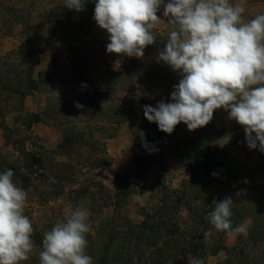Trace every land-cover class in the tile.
I'll use <instances>...</instances> for the list:
<instances>
[{"label": "rangeland", "instance_id": "1", "mask_svg": "<svg viewBox=\"0 0 264 264\" xmlns=\"http://www.w3.org/2000/svg\"><path fill=\"white\" fill-rule=\"evenodd\" d=\"M95 3L87 0L84 10L78 12L64 7V0H0V171L13 170V182L28 193L24 212L34 228L30 258L20 264H40L44 233L81 205L90 211L86 254L93 255L94 264L114 260V253L122 250L130 264H155L154 247L130 235L128 226H139L146 219L152 224L155 220L148 217H154L164 204L170 209L165 219L170 221L171 232L162 234L158 249L172 245L168 247L169 264H188L191 258L202 259L204 264H264V186L256 184L258 178L264 179V152L259 164L246 165L231 150L212 146V152L226 153L230 161L227 172L222 168L223 157L216 159L220 180L212 184V190L219 197L229 194L236 213L246 216L234 226L250 223L247 234L236 238L215 230L210 222L200 224L196 214L186 208L196 211L200 200L185 199L192 190L187 184L191 171L196 170L191 158L198 154L188 141L198 145L202 129L189 131L181 122L169 135L145 118L143 106L155 107L158 102L149 101L142 92L138 98L143 106L139 108L125 92L135 80L129 68L117 73L110 67L115 53L107 51L109 34L93 19ZM61 15L63 22L58 24ZM243 18L251 19L245 14ZM171 30L154 32L156 41L145 48L141 59L149 76L159 82L165 102H171L174 86L181 79L179 72L158 61ZM54 54H69L71 73L80 78L74 68L89 73L96 69L94 64H101L97 84L93 80L88 84V80L75 98H67L59 90L46 93L52 83H65L70 72L59 71L54 82L45 72H38L41 59ZM10 89H19L23 95ZM31 93L46 94L41 96L50 105L48 116L63 131L55 148L45 146L28 129L36 119V114L24 108V96ZM215 126L219 130L211 137L229 134L236 146L247 145L244 128L234 119ZM239 187L253 195L247 201L238 200L232 192ZM174 201L183 204L173 210ZM176 230L189 239L194 237L206 249L205 255L183 252L189 248L183 241L168 243L179 238L172 234ZM209 230L208 248L202 247L206 245L199 235Z\"/></svg>", "mask_w": 264, "mask_h": 264}, {"label": "clouds", "instance_id": "2", "mask_svg": "<svg viewBox=\"0 0 264 264\" xmlns=\"http://www.w3.org/2000/svg\"><path fill=\"white\" fill-rule=\"evenodd\" d=\"M86 3L64 0V7L79 12ZM161 6L172 30L158 61L182 78L174 86L171 102L144 106L145 118L170 135L181 122L189 131L206 126L214 111L223 108L243 126L248 147L259 146L264 152V14L245 21V8L231 0H96L93 19L109 34L107 51L143 58L145 48L156 41ZM13 176L11 169L0 173V264L27 261L34 247V228L24 212L28 193L13 182ZM234 204L226 196L205 217L229 238L247 234L250 223L233 226ZM89 216L86 206H77L66 220L46 231L40 264H94L86 254ZM203 235L207 243L212 232ZM188 264L204 261L191 258Z\"/></svg>", "mask_w": 264, "mask_h": 264}, {"label": "crops", "instance_id": "3", "mask_svg": "<svg viewBox=\"0 0 264 264\" xmlns=\"http://www.w3.org/2000/svg\"><path fill=\"white\" fill-rule=\"evenodd\" d=\"M168 0H165V3H167ZM234 4H240L245 8V14L249 18H254L258 14H264V0H235ZM157 15L161 19V23L158 24L157 28L154 30V32H157L159 34H164L167 31L170 30L172 27L171 25L167 24L168 17H165L163 15V6H161L160 10L157 12ZM142 58H137L135 56L133 57H119V58H110V67L113 68L115 72H121L123 70H126L129 68L130 75L135 80V85L130 87L129 89L125 90L127 95L134 99L136 107H141L142 103L140 102L138 95L140 93H144L145 97L151 101V102H159L163 100L164 94L162 93V90L160 89V84L157 81V79L152 78L149 76L148 73V66L141 61ZM71 58L69 54L65 55H59L54 54L47 56L45 58L41 59L40 64L37 66L38 72H45L48 76L53 78V82L56 79V75L61 70H68L70 71L68 74V79L63 84L54 85V83L51 84V86L48 88L49 90H46V93L50 94L55 93L54 90H59L62 92V94L67 98H75L82 86H84L86 83L91 84L90 81H94L95 84H97V80L101 76L100 67L101 64L96 63L97 67L96 69H90L89 73H86V76L84 78H80L79 76L75 75L74 73H71ZM131 65V68L130 66ZM89 69V68H88ZM93 70V72L91 71ZM181 76V74H180ZM182 78V76H181ZM61 88V89H60ZM37 93V91H34ZM33 92V93H34ZM27 94L25 98V104L24 108L26 111H29L31 113H34L39 116V120L36 123H33L31 127V131L34 132L36 135H38L45 146L48 148H55L57 147L63 137V131L60 127L55 126L53 124L52 118L48 116V112H50V105L45 100L44 96H41L43 94H36L33 95ZM46 95V94H44ZM143 106V105H142ZM139 107V108H140ZM144 107V106H143ZM215 125L218 127L224 126L226 122L230 121L229 113L226 110H222L214 117ZM30 131V132H31ZM2 137V129L0 128V139ZM234 139L229 134H225L222 138H219L216 140L212 146L213 148L217 150H231L237 157L240 162L246 165H257L260 162L261 159V151L259 150V146H257L256 149H250L247 145L242 146H236L233 144ZM1 144V141H0ZM256 184L259 188L264 186V179L258 178L256 180ZM255 193H258V190H254ZM240 193L239 196L236 195V193ZM253 195V192L251 190H245L243 188H237L234 193L232 192V196L235 198H238V200L241 201H247L249 197Z\"/></svg>", "mask_w": 264, "mask_h": 264}, {"label": "trees", "instance_id": "4", "mask_svg": "<svg viewBox=\"0 0 264 264\" xmlns=\"http://www.w3.org/2000/svg\"><path fill=\"white\" fill-rule=\"evenodd\" d=\"M63 18L64 16L61 15L58 21V24H62ZM126 56H127L126 54H123V55L114 54V58H119V57L123 58ZM74 72L82 76V78L86 76V73H84V71L80 73L77 70V68H74ZM10 91H13L21 96L23 95L19 89L18 90L10 89ZM24 97H26V95ZM222 110L224 109L221 108V109L215 110L213 114V119L206 126L201 127L202 134H200L201 136H198V145L194 144V142L192 141H188V143H190L189 146L192 147V149H194L196 153L198 154L196 155V158H191L194 161V163L196 162L194 165V168H196V170L190 169L192 170L191 171L192 178L189 182H187V184L191 187L192 190L190 193L186 195L185 200H188V199L200 200L201 207H198V206L195 207L196 211H194L190 206L186 208L189 210L190 213H192L193 211L194 214H196V217L200 219V224H202L203 226L208 225L209 221L205 219V217L211 211L214 210L215 202L223 200L226 197V196L219 197L212 190V184L220 180V173L218 172L219 166H217L218 164L215 163L216 159H218V157H221V156L223 157L222 158L223 160L222 168L225 167L227 172H229V166H230V161L228 160V154L222 153V152H217V153L212 152V144L216 140H218L219 138H222L225 135L224 133H222L220 134V136L211 137L212 134L218 132L219 130L218 128L216 129V126L214 125V117L216 114H218ZM35 116H36L35 117L36 119L32 122V124L29 125L28 129H31L33 123L38 122L39 117L38 115H35ZM205 135H208V137H204ZM2 172L3 171H0V173ZM227 196H230V195L228 194ZM182 200L183 199H180L179 202H182ZM174 202L175 203L173 204V207H172L173 210L177 209L179 206L183 204V203H180L178 205L176 201ZM169 211L170 209L168 208V206L164 204L161 207V210L154 217H151V216L148 217V220H152V221L155 220V222H153L152 224L149 223L146 219L139 226H132V225L128 226L130 235L133 234V236H136V238L140 240L141 242H143L144 244L154 247L157 253L155 264H169L172 262V258L168 256V251H170L168 247H172V245L171 246L166 245L167 248L164 247L162 249H158L159 245L161 244L159 240L161 239L162 234H168L169 232H171L167 227L168 225H170V221H167L165 219L166 216L170 215V214L167 215ZM232 211H233V216L231 217V221H232L233 226L236 224V222H238V220L245 219L246 216H242L239 213H236L235 208H232ZM256 219L258 218L256 217ZM147 232L151 233V237H147ZM172 234L175 236H178L179 238L173 239L169 241L168 243L177 245V242L183 241L185 242L186 246L189 247L185 249V251L183 252L192 253L198 256L205 255L206 249L200 248V245L196 242V240H193L195 239L194 237L192 239H189L184 234H179L177 230L174 231ZM203 234L204 232L200 233L199 235L200 239H204ZM116 235L117 234L114 233V242L116 241V237H117ZM125 239L129 240V238L128 237L126 238V236H125ZM204 245H206V243H204ZM202 247L208 248V245L202 246ZM89 256L92 257L93 255H89ZM130 262H131L130 260H128L127 258H124L123 250H122V252L114 253V260L108 259L107 262H104V264H130Z\"/></svg>", "mask_w": 264, "mask_h": 264}]
</instances>
